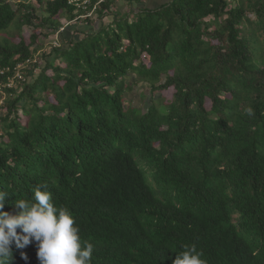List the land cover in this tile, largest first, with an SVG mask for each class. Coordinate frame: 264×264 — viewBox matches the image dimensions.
<instances>
[{
	"label": "trees",
	"instance_id": "16d2710c",
	"mask_svg": "<svg viewBox=\"0 0 264 264\" xmlns=\"http://www.w3.org/2000/svg\"><path fill=\"white\" fill-rule=\"evenodd\" d=\"M34 1L0 0V33L32 28L0 38V210L47 184L92 264H173L191 244L207 264H264V0L107 1L56 45L57 16L77 14ZM130 73L143 109L126 106ZM10 247L6 264H41L34 240Z\"/></svg>",
	"mask_w": 264,
	"mask_h": 264
},
{
	"label": "clouds",
	"instance_id": "9594fccd",
	"mask_svg": "<svg viewBox=\"0 0 264 264\" xmlns=\"http://www.w3.org/2000/svg\"><path fill=\"white\" fill-rule=\"evenodd\" d=\"M8 194L7 189L0 190V209ZM16 206L19 211L15 214L0 210V264L12 258L13 241L22 249L33 240L41 264H92L93 243L82 240L73 212L54 202L47 184L37 185L31 198L16 199ZM22 257L28 259L23 253ZM173 264H207V260L203 250L191 244Z\"/></svg>",
	"mask_w": 264,
	"mask_h": 264
},
{
	"label": "rangeland",
	"instance_id": "374dc122",
	"mask_svg": "<svg viewBox=\"0 0 264 264\" xmlns=\"http://www.w3.org/2000/svg\"><path fill=\"white\" fill-rule=\"evenodd\" d=\"M32 1L34 2L35 6L38 7L37 3H35L34 0H32ZM63 15H65V17H68V15L62 10L56 19H59L60 16H63ZM96 19L98 20V18H96ZM78 20H81V19H78ZM67 21H68V19L66 18L65 20H59V22H58L61 25H63L61 27H63V30H65L64 32H71L73 27L83 29L84 28L83 26L85 25L84 21L83 22H77V20L73 21V22L72 21L67 22ZM95 23H99V22H92L93 25ZM14 24L15 23L13 22L11 24V27H9L8 30H6L5 32H1L0 38H3V37L10 38L12 41L17 42L19 40V38L21 37L24 39V41L26 43L29 42V36H30L31 31H32V28L24 26L21 31H18L16 29V27L14 26ZM68 26H72V27L68 28ZM86 28L89 29V27H86ZM39 31L40 30L37 29L36 32H39ZM73 32L75 33V31H73ZM43 33H44V31H43ZM79 35L80 34L78 32L75 34L76 37H78ZM40 38H41V40L39 42L40 48L37 50L36 55H37L38 59L42 60V53L48 52L51 48L50 41L52 40V37H51V35L48 36L46 34L45 37L41 36ZM126 78H127V82H129L131 84L130 90L126 92V98L130 101L129 103L127 102L126 106L132 105L134 107H139V108L143 109L146 106L148 99L150 98L149 89L147 87V84L145 82L140 81L138 78H136V76L133 73L128 74ZM171 94H172V88L167 89V90L162 92V95L166 99L170 98ZM7 98H8V96L5 93H3L0 97V103H1V100L7 99ZM20 119L22 120V122H24L26 120V116L22 115L20 117Z\"/></svg>",
	"mask_w": 264,
	"mask_h": 264
},
{
	"label": "built area",
	"instance_id": "2783aa9c",
	"mask_svg": "<svg viewBox=\"0 0 264 264\" xmlns=\"http://www.w3.org/2000/svg\"><path fill=\"white\" fill-rule=\"evenodd\" d=\"M107 1L113 0H67V5L72 6L74 8L73 12L77 14L76 19L84 20L88 19H96L98 18V10L101 5ZM63 31V27H60L56 32L53 40V44H57L58 34ZM23 67V63L16 64V76L22 80V74L18 71ZM4 69H0V73H3ZM12 81L7 83V86L10 87L12 85Z\"/></svg>",
	"mask_w": 264,
	"mask_h": 264
},
{
	"label": "crops",
	"instance_id": "0c3cea01",
	"mask_svg": "<svg viewBox=\"0 0 264 264\" xmlns=\"http://www.w3.org/2000/svg\"><path fill=\"white\" fill-rule=\"evenodd\" d=\"M115 1V2H114ZM169 0H140L139 1V3H138V5L140 6V7H144V8H150V9H154V8H157V7H159L160 5H162V4H165L166 2H168ZM113 6L114 7H112V10H115V11H118V12H120V13H125L127 10H128V5H127V3L125 2V0H113ZM67 18L68 19V17H65V15H63V16H60V18H59V20H65V19ZM73 22V21H76V19H72V20H70V19H68V21L67 22ZM84 20H77V22H83ZM92 22H99L98 20H95V21H92ZM93 24H91V26H92ZM99 25V23H95L94 25H93V27H97ZM61 26H63V25H61ZM89 28H91V27H89ZM72 31V30H71ZM68 34H69V32H67Z\"/></svg>",
	"mask_w": 264,
	"mask_h": 264
}]
</instances>
